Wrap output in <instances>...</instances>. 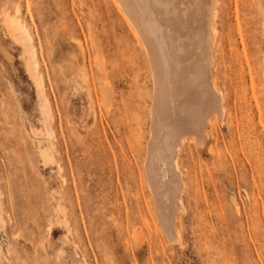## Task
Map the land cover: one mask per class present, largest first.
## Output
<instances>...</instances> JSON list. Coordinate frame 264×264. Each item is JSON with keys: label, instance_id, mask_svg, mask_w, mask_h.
Listing matches in <instances>:
<instances>
[{"label": "rangeland", "instance_id": "1", "mask_svg": "<svg viewBox=\"0 0 264 264\" xmlns=\"http://www.w3.org/2000/svg\"><path fill=\"white\" fill-rule=\"evenodd\" d=\"M216 3L209 81L228 115L202 144L181 136L169 244L144 169L151 70L127 18L114 0H0V264H264V0ZM13 20L33 37L46 120Z\"/></svg>", "mask_w": 264, "mask_h": 264}, {"label": "bare ground", "instance_id": "2", "mask_svg": "<svg viewBox=\"0 0 264 264\" xmlns=\"http://www.w3.org/2000/svg\"><path fill=\"white\" fill-rule=\"evenodd\" d=\"M217 1L114 0L117 9L133 27L150 65L152 119L149 149L146 148L148 155L144 160L147 162L143 167L158 224L169 244L180 237L176 221L179 194L184 188L178 161L181 136H194L200 141L204 124L213 115L219 118V123H223L228 115L224 92L209 81L211 57L208 59L207 52L212 49L208 40L211 17L216 13L213 7ZM19 12L18 7L16 13ZM8 22L3 23L4 29L8 37L22 46L26 71L34 83L39 110L46 120L51 109L40 74V63L32 45L33 37L23 22ZM209 127L213 129L214 124L210 122ZM38 154L45 163L46 155L48 158L46 149L38 147Z\"/></svg>", "mask_w": 264, "mask_h": 264}]
</instances>
